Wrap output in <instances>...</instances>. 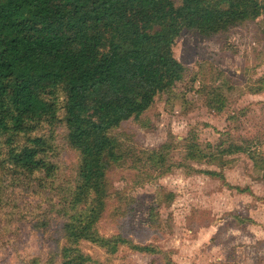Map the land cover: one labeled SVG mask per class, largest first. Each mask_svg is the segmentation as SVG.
Instances as JSON below:
<instances>
[{
    "label": "rangeland",
    "instance_id": "obj_1",
    "mask_svg": "<svg viewBox=\"0 0 264 264\" xmlns=\"http://www.w3.org/2000/svg\"><path fill=\"white\" fill-rule=\"evenodd\" d=\"M217 24L212 35L183 29L172 46L183 77L108 131L94 234L71 242L64 228L93 197L76 200L81 155L63 91L44 95L51 118L0 132V264H264V5L256 18ZM25 145L44 163L31 173L10 158ZM76 250L87 258L73 263Z\"/></svg>",
    "mask_w": 264,
    "mask_h": 264
},
{
    "label": "trees",
    "instance_id": "obj_2",
    "mask_svg": "<svg viewBox=\"0 0 264 264\" xmlns=\"http://www.w3.org/2000/svg\"><path fill=\"white\" fill-rule=\"evenodd\" d=\"M262 5L264 0H0V132L21 133L29 121L52 116L55 106L44 95L63 91L68 138L81 155L76 200L93 197L85 215L64 224L71 242L95 233L90 230L105 160L114 148L108 131L139 118L186 72L172 51L181 31L212 35L218 22L256 18ZM31 141L39 145L42 138ZM38 153L25 145L10 158L31 173L44 166ZM99 239L126 242L120 236ZM76 253L73 263L87 258Z\"/></svg>",
    "mask_w": 264,
    "mask_h": 264
}]
</instances>
